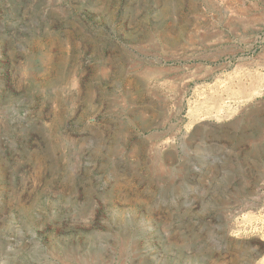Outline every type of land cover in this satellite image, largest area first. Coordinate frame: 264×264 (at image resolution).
I'll return each mask as SVG.
<instances>
[{"label":"rangeland","instance_id":"374dc122","mask_svg":"<svg viewBox=\"0 0 264 264\" xmlns=\"http://www.w3.org/2000/svg\"><path fill=\"white\" fill-rule=\"evenodd\" d=\"M0 264H264V0H0Z\"/></svg>","mask_w":264,"mask_h":264}]
</instances>
